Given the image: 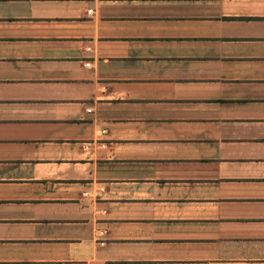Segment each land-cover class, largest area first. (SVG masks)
<instances>
[{
	"label": "crops",
	"instance_id": "crops-1",
	"mask_svg": "<svg viewBox=\"0 0 264 264\" xmlns=\"http://www.w3.org/2000/svg\"><path fill=\"white\" fill-rule=\"evenodd\" d=\"M0 264H264V0H0Z\"/></svg>",
	"mask_w": 264,
	"mask_h": 264
}]
</instances>
